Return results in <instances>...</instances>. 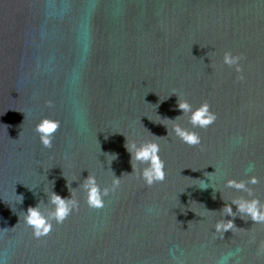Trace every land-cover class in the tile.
Masks as SVG:
<instances>
[{
    "label": "water",
    "instance_id": "water-1",
    "mask_svg": "<svg viewBox=\"0 0 264 264\" xmlns=\"http://www.w3.org/2000/svg\"><path fill=\"white\" fill-rule=\"evenodd\" d=\"M178 99L216 114L179 120L201 145L171 133ZM44 117L60 123L51 148ZM154 136L166 179L149 187L125 144ZM89 173L121 179L99 210L79 188ZM251 176V197L225 184ZM67 180L79 211L35 239L23 212L70 198ZM240 198L264 204V0H0V264H264V222L223 211Z\"/></svg>",
    "mask_w": 264,
    "mask_h": 264
},
{
    "label": "clouds",
    "instance_id": "clouds-1",
    "mask_svg": "<svg viewBox=\"0 0 264 264\" xmlns=\"http://www.w3.org/2000/svg\"><path fill=\"white\" fill-rule=\"evenodd\" d=\"M242 54H233L231 51H225L222 56V64L233 68L237 73V79L244 80L241 61ZM211 67V61L208 65ZM172 93L176 94L175 91ZM171 93V94H172ZM178 96V95H177ZM179 98V97H178ZM177 107L182 110V114L174 119H171V133H174L184 144L189 146L201 145V137L199 134L187 127L182 126L179 120L182 116H187L189 123L193 128H207L216 120V114L210 110L207 102L200 104L198 107H193L187 100L178 99ZM60 123L57 120L48 117L42 118L36 125L35 131L39 134L40 143L44 148H51L53 134L59 128ZM81 131H87L86 126L81 125ZM168 135H170L168 129ZM147 139L137 143L135 140L126 142L125 147L130 153V162L132 167L131 174H135L136 178L141 180L144 185L151 187L154 184L162 183L166 179L165 161L160 155L159 139ZM115 156L113 157V159ZM112 159V160H113ZM111 162V161H110ZM129 174V173H128ZM211 174V173H208ZM68 181V180H67ZM202 181V180H201ZM257 177L251 176L247 182L236 179H226L225 184L229 188L242 190L247 192L248 196H252V189L249 184H256ZM203 187L208 185L202 181ZM121 184L120 177L113 174V179L110 185H101L97 182L96 175L89 173L88 176L79 185L85 193V202L91 209H102L105 206V197L110 193H115ZM70 198L60 196L54 191L48 192L47 203L39 201L35 206H29L23 216L24 223L32 229V235L35 239H40L47 236L53 228V224L62 223L68 216L79 211L80 201L76 198V188L71 187V182L68 181ZM20 197L19 202L22 203L23 197ZM236 205V211L232 209V205ZM225 215L235 217V213H240L241 218L249 217L254 222H264V204L256 198L252 199H235L231 203L225 204L223 207ZM233 227V220L218 221L215 225V230L222 235Z\"/></svg>",
    "mask_w": 264,
    "mask_h": 264
}]
</instances>
